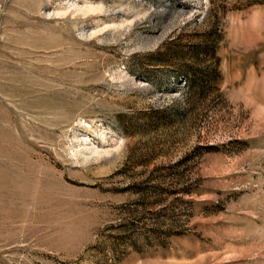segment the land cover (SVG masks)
Instances as JSON below:
<instances>
[{
  "label": "rangeland",
  "instance_id": "374dc122",
  "mask_svg": "<svg viewBox=\"0 0 264 264\" xmlns=\"http://www.w3.org/2000/svg\"><path fill=\"white\" fill-rule=\"evenodd\" d=\"M0 264H264V0H0Z\"/></svg>",
  "mask_w": 264,
  "mask_h": 264
},
{
  "label": "trees",
  "instance_id": "16d2710c",
  "mask_svg": "<svg viewBox=\"0 0 264 264\" xmlns=\"http://www.w3.org/2000/svg\"><path fill=\"white\" fill-rule=\"evenodd\" d=\"M197 82V79L194 77V76H192L189 80H188V86H192L194 83H196Z\"/></svg>",
  "mask_w": 264,
  "mask_h": 264
}]
</instances>
